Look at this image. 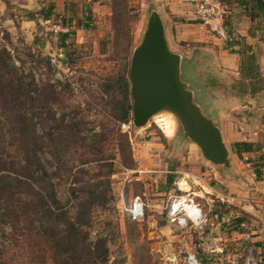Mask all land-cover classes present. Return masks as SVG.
<instances>
[{"label":"rangeland","instance_id":"obj_1","mask_svg":"<svg viewBox=\"0 0 264 264\" xmlns=\"http://www.w3.org/2000/svg\"><path fill=\"white\" fill-rule=\"evenodd\" d=\"M54 4L57 10L54 9L52 22L63 20L66 33L70 34L65 45L59 34L49 31L45 37L47 30L42 28L38 42H27L20 37L14 45L5 46L17 57V65L34 73L43 88L52 86L53 93H62L63 103L51 98L56 104L51 108L57 118L64 113L76 115L78 112L77 116L87 123L84 127L86 131L93 127V122L97 125L96 129H102L98 125L107 123L104 111L105 100L108 99L102 86L103 80L129 79L132 55L143 40L151 13L158 12L157 0H55ZM50 6L53 7L52 3ZM241 49L246 50V56L251 52L248 45ZM182 78L196 94L198 87L202 88L187 60L182 63ZM222 80L231 85L235 83L232 76H223ZM96 84L100 87L97 88ZM95 89L97 93L94 95ZM115 96L120 99L118 93ZM197 100L208 110V114H216L220 124L229 122L227 118L233 107L223 112L213 109L202 89ZM90 101H93V106ZM237 111L247 118L248 110ZM122 133V138L114 136L107 144V155H116L115 159H111L115 170L113 175L109 177V168L90 170V176H100L98 183L111 178L112 184L107 202L94 205L90 226L84 228L91 239L102 237L108 241L109 264H186L188 253H195L203 264L214 261L204 247H195L200 236H196L193 228L179 229L168 221L173 199L182 194L178 188L185 177L182 171L192 170L189 166L184 167L182 158L188 157L190 150L199 151V147L185 139L179 120L168 111L157 114L145 128L134 127L130 133ZM259 138L261 140L257 145L260 148L257 151L247 158L243 155L236 157L242 170L232 176L228 195L236 200L227 205L230 211L228 220L224 222L227 229L239 226L236 217L241 213L243 198H248V204L253 207L259 205L258 208L264 209V130ZM138 177L140 180H137ZM186 180L192 187L191 177ZM56 185L61 202L72 209L75 202L70 197L71 181L59 178ZM159 191L161 195H158ZM135 197H140L146 204V217L141 222L132 221L126 210ZM195 202L199 201L195 199ZM200 204L208 213L207 202L203 200ZM214 209V206L209 208L210 212ZM71 215L76 213L72 211ZM240 217L245 219L243 214ZM162 220L168 224L161 226ZM2 228L6 227L0 226V264H60L59 257L51 252L56 242L48 245L34 234L27 238H20L17 234L11 236L9 228L6 231ZM221 249L225 252L224 262H227L222 264H243L247 259H251L252 264L259 261L255 247Z\"/></svg>","mask_w":264,"mask_h":264},{"label":"trees","instance_id":"obj_2","mask_svg":"<svg viewBox=\"0 0 264 264\" xmlns=\"http://www.w3.org/2000/svg\"><path fill=\"white\" fill-rule=\"evenodd\" d=\"M250 1L255 4L250 13L254 19L259 17L255 11L264 12V0ZM53 11L47 7L39 15L47 20ZM29 17L36 19L32 13ZM59 36L64 45L70 39L69 33ZM241 51L248 70L242 75L256 78L258 66L246 56L245 49ZM39 82L34 73L17 65V57L0 42V226L9 228L11 236L34 234L48 245L56 242L55 249L49 248L60 264H109L108 241L102 237L92 240L85 229L90 226L94 205L107 202L111 178L98 183L100 176H90V170L109 168V177L115 172L111 159L116 155H107V144L114 136L122 138L121 125L133 121L129 79L103 80L108 96L104 111L107 123L96 129L93 122L89 131L78 112L57 118L51 98L63 103L62 93H53L52 86L43 88ZM90 103L93 106V101ZM256 148L254 143L244 142L234 144L232 150L241 157ZM59 178L71 181L72 209L59 198ZM72 211L76 215L72 216Z\"/></svg>","mask_w":264,"mask_h":264},{"label":"crops","instance_id":"obj_3","mask_svg":"<svg viewBox=\"0 0 264 264\" xmlns=\"http://www.w3.org/2000/svg\"><path fill=\"white\" fill-rule=\"evenodd\" d=\"M199 1L157 0V9L164 21L171 51L181 55L184 62L187 60L190 63L191 72L198 78L197 83L202 87H198L199 91L202 89L208 96L212 108L223 112L233 107L227 118L229 122L223 124H220L216 114L210 112L217 118L223 140L230 151L231 165L218 168L205 159L201 150H190L188 157L184 156L182 159L184 167L189 166L192 170L182 171L185 177L178 185L182 194L175 197L191 200L200 207L201 201L205 200L209 208L215 207L211 212L208 208V213L201 207L208 217V223L202 228L194 229L196 236H200V241L195 247H204V250L214 257V261L206 264L227 263L224 262L225 252L221 247L233 246L255 247L259 261L253 264H264V209L258 208L259 205H256L257 208L253 207L248 204V198H243L240 215L243 214L245 219L238 214L237 229H227L224 222L230 214L227 207L229 203L220 199L222 196L230 197L228 193L231 190L232 176L242 170L236 160V157L242 156L232 151L233 145L248 142L256 145V151L260 148L259 135L264 130V12L255 11L259 13V17L251 19L250 13L255 4H250V0H224L229 15L223 20L222 34L216 29L217 21L207 25L197 16ZM54 2L55 0L50 3L48 0H0V42L8 47L14 45L20 37H24L27 42H38L42 28H45L40 22L43 18L39 14L51 7V3L53 10H57ZM31 13L36 15V19H30ZM52 17L53 15L50 19ZM244 45L250 46L248 57H252L258 66L256 78L242 75L243 72L248 73L247 66L243 65L245 55L241 51ZM223 76H232L235 79L234 85L224 83ZM199 91L196 99H199ZM239 109L248 110L247 118H244V113L237 111ZM242 155L247 158L250 153ZM190 177L191 182L195 179L192 187L186 180ZM137 180H140V177ZM161 194L159 191L158 195ZM195 199L199 202H195ZM243 264H252L251 259L245 260Z\"/></svg>","mask_w":264,"mask_h":264},{"label":"water","instance_id":"obj_4","mask_svg":"<svg viewBox=\"0 0 264 264\" xmlns=\"http://www.w3.org/2000/svg\"><path fill=\"white\" fill-rule=\"evenodd\" d=\"M181 55L171 51L159 12L149 17L142 42L136 47L129 73L133 125L145 128L162 111L179 120L185 139L195 143L203 156L218 168L230 167V151L214 116L196 99L182 78ZM167 225V221H161Z\"/></svg>","mask_w":264,"mask_h":264},{"label":"built area","instance_id":"obj_5","mask_svg":"<svg viewBox=\"0 0 264 264\" xmlns=\"http://www.w3.org/2000/svg\"><path fill=\"white\" fill-rule=\"evenodd\" d=\"M229 15L227 6L224 0H200L197 4V16L204 24L210 25L213 21L218 22L216 29L222 33V23L225 17ZM63 18V17H60ZM41 24L45 26L44 36L47 37L49 31L53 34L66 33L67 29L63 25V20L52 22L49 20H40ZM67 27V26H66ZM223 34V33H222ZM2 34V38H3ZM3 41V40H2ZM5 42V41H3ZM134 128L133 121L123 123L121 129L123 132L130 133ZM195 183V179H192ZM181 188H179L180 190ZM222 202L231 204L234 198L222 196ZM181 207V208H180ZM131 220L134 222H141L146 217V204L140 197H135L128 209H126ZM168 221L179 229H186L188 227L195 230L202 228L204 224L208 223V217L204 213L200 205L193 201H188L182 197L173 199L168 211ZM186 264H201L195 253H188L186 257Z\"/></svg>","mask_w":264,"mask_h":264},{"label":"bare ground","instance_id":"obj_6","mask_svg":"<svg viewBox=\"0 0 264 264\" xmlns=\"http://www.w3.org/2000/svg\"><path fill=\"white\" fill-rule=\"evenodd\" d=\"M181 208V207H180Z\"/></svg>","mask_w":264,"mask_h":264}]
</instances>
